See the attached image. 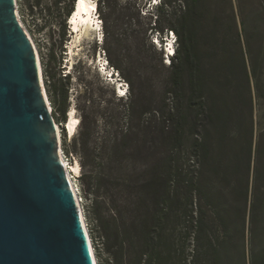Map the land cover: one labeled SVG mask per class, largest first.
Wrapping results in <instances>:
<instances>
[{
    "label": "rangeland",
    "instance_id": "obj_1",
    "mask_svg": "<svg viewBox=\"0 0 264 264\" xmlns=\"http://www.w3.org/2000/svg\"><path fill=\"white\" fill-rule=\"evenodd\" d=\"M75 1L17 5L39 52L63 156L79 165L71 174L97 263L136 264L118 214L124 181L140 219L143 182L164 176L169 163L187 181L194 176L191 201L183 197L167 221L170 264H264V0H94L101 36L82 41L71 66ZM171 31L178 50L168 60ZM98 50L124 97L100 73ZM175 106L184 133L177 147L164 126ZM71 109L79 120L72 137Z\"/></svg>",
    "mask_w": 264,
    "mask_h": 264
},
{
    "label": "water",
    "instance_id": "obj_2",
    "mask_svg": "<svg viewBox=\"0 0 264 264\" xmlns=\"http://www.w3.org/2000/svg\"><path fill=\"white\" fill-rule=\"evenodd\" d=\"M0 264H95L15 0H0Z\"/></svg>",
    "mask_w": 264,
    "mask_h": 264
},
{
    "label": "trees",
    "instance_id": "obj_3",
    "mask_svg": "<svg viewBox=\"0 0 264 264\" xmlns=\"http://www.w3.org/2000/svg\"><path fill=\"white\" fill-rule=\"evenodd\" d=\"M195 3L196 0L193 1V4ZM186 45L182 46L183 49L181 48L185 53L187 51ZM177 50L178 48H175L174 55H176ZM176 82L177 80H175V84H177ZM64 112L65 109L62 110V114ZM164 119H167V122H164V126H167L166 132L169 135L168 138L173 145H176V147L179 146L184 133L182 130L183 122L181 121V112L178 106L169 110ZM164 126L162 127L163 131ZM196 135V143L202 145L200 133H196ZM113 151L117 152V149L113 148ZM193 179L194 176L187 181L178 168L172 167L168 163V170L164 172V176H154L143 182L142 187L145 188V194L141 197V206L145 208L143 211L145 216L152 213V221L145 216L139 219L135 211V201L132 197L134 187L128 181H124L126 183L127 193L125 194V201L118 214L121 219L122 230L125 233L124 238H127L129 245L131 244L133 246L131 250L137 257L136 264H170V255L174 251V243L172 240L174 231L169 229L167 221L170 219L174 210L173 208L178 207L179 209V203H181L183 197L189 198L190 195L189 201H191L192 188L194 187ZM215 213L218 217L217 210H215ZM190 215L192 214L190 213ZM134 239L138 242V245H136ZM194 239L198 240L197 232L194 234ZM145 257L146 259H144Z\"/></svg>",
    "mask_w": 264,
    "mask_h": 264
},
{
    "label": "bare ground",
    "instance_id": "obj_4",
    "mask_svg": "<svg viewBox=\"0 0 264 264\" xmlns=\"http://www.w3.org/2000/svg\"><path fill=\"white\" fill-rule=\"evenodd\" d=\"M150 2L155 3L153 0H151ZM95 5L96 4H94V0H76L74 2L73 8H72L73 14L70 17V25H71L72 30H73V31L71 30L72 31V35H71L72 40L68 45V50H69L68 55L70 57L69 59H70V65L71 66L73 64L74 56H79L81 54L80 50L82 49V45H83L82 41H85V40L91 41L94 39L95 36H97V37L101 36V27H100L101 22H99V20L96 19V17L93 15ZM15 8H16L18 22L21 25V27L25 30V32L27 33L29 38L31 39V41L35 47V50L37 52L38 59H39L40 71H41V85H42L44 94L47 97V92H46L45 84L43 81L42 65H41V61L39 58V52L37 50V46L35 44V41L33 40V37L31 36L28 29L26 28V26L23 24V22L21 20L19 10H18L17 0H15ZM155 41L160 42V40H157V39ZM160 45L162 46V44H160ZM166 46H167V48L165 49V51L167 52L166 56H167L168 60H170L171 53H173V55L175 53L174 52L175 48H174L172 38L168 39V43L166 44ZM100 57L101 56H98V59H97L99 62L98 65L100 67V70L98 68L97 69L100 71V73L102 72L103 77H105L106 80H109L110 83L113 84L114 89L117 93V96L124 97L126 95V92H127L126 89L120 83V79L113 76L112 70L109 69L110 67L108 68L107 65L105 64V62H103V61L100 62V60H101ZM47 101H48L49 109L51 110V113H52L51 103L49 102L48 97H47ZM54 122L56 124L58 137H59L60 159H61V162L63 164V167L65 170L67 179L69 181V184L71 186V189L74 192L79 210L81 212V216L83 219V225L85 227V230H86V233L88 236V240H89V244H90V248H91V252H92L95 264H98L96 257H95L94 248H93L90 236H89V232L87 230V225H86V222L84 220L81 199H80V196L77 192V189H76V186H75V183L73 181L72 174H71V172H75V173L79 172V165L77 162L72 164V165H69V163L64 158L63 151H62V145H61L62 142H61L60 126L57 124V121L55 119H54ZM78 122H79V120L74 115V110L71 109L69 111V113L67 115V119H66V129H67V133L69 134V136L72 137L75 134L76 128L78 126Z\"/></svg>",
    "mask_w": 264,
    "mask_h": 264
},
{
    "label": "flooded vegetation",
    "instance_id": "obj_5",
    "mask_svg": "<svg viewBox=\"0 0 264 264\" xmlns=\"http://www.w3.org/2000/svg\"><path fill=\"white\" fill-rule=\"evenodd\" d=\"M97 54H98V56H100V51H99V50L97 51ZM103 57H104V56H103ZM113 74H114V73H113Z\"/></svg>",
    "mask_w": 264,
    "mask_h": 264
},
{
    "label": "clouds",
    "instance_id": "obj_6",
    "mask_svg": "<svg viewBox=\"0 0 264 264\" xmlns=\"http://www.w3.org/2000/svg\"><path fill=\"white\" fill-rule=\"evenodd\" d=\"M175 50V49H174Z\"/></svg>",
    "mask_w": 264,
    "mask_h": 264
}]
</instances>
